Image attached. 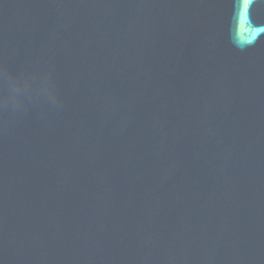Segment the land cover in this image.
I'll list each match as a JSON object with an SVG mask.
<instances>
[{
    "label": "water",
    "instance_id": "95a60500",
    "mask_svg": "<svg viewBox=\"0 0 264 264\" xmlns=\"http://www.w3.org/2000/svg\"><path fill=\"white\" fill-rule=\"evenodd\" d=\"M0 264H264V0H0Z\"/></svg>",
    "mask_w": 264,
    "mask_h": 264
}]
</instances>
